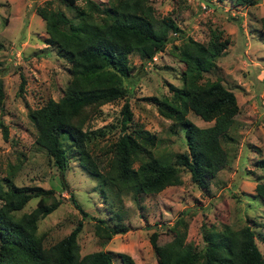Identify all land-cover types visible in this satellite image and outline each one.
Returning <instances> with one entry per match:
<instances>
[{
    "label": "rangeland",
    "instance_id": "1",
    "mask_svg": "<svg viewBox=\"0 0 264 264\" xmlns=\"http://www.w3.org/2000/svg\"><path fill=\"white\" fill-rule=\"evenodd\" d=\"M44 1L0 0V77L4 93L0 117L9 132L4 140L0 128V177L12 175L15 185L30 187L32 192L38 190L34 188H53L58 194L61 184L57 171L44 150L35 145L34 128L27 116V107L38 108L49 99L60 98L70 80L68 59L46 43L44 22L35 11ZM95 1L105 5L108 0ZM233 1L211 0L210 7H206L203 0H149L155 14L172 17L180 32H171L165 50L142 70H135L139 79L129 94L132 127L135 125L155 137L149 149L169 157L188 153L184 130L160 116L156 100L184 110V97L174 90L181 86L182 63L172 46L179 45L187 36L205 43L211 30L221 31L220 38L226 40L227 48L204 79H220L237 98L239 112L227 133L220 137L227 154L226 165L205 188L193 184L189 174L183 172L182 184L159 193L144 195L133 187L114 196L106 190L105 200L98 180L70 158L64 172L67 190L61 192L62 202L38 226L39 232H45L46 246L67 235L81 220L73 198L84 211L102 218L109 226L122 225L127 229L125 234L103 242L94 234L93 220L84 219L78 236L81 255L104 250L112 256L113 264H120L119 253L130 255L136 264H157L149 235L154 230L169 231L168 227L180 218L174 232L183 241L200 244L204 221L218 232L249 226L264 254V201L254 192L256 181L264 178V0L252 6L235 5ZM51 2L54 10L73 15V6L60 0ZM82 3L76 2L79 6ZM132 61L139 66L137 56ZM123 103L120 99L103 105L90 121L89 130L104 132V136L96 134L90 140L88 146L97 142L92 147L94 151L117 133ZM186 118L199 127L211 124L190 110L186 111ZM36 201L32 198L23 211H31ZM181 212H186L184 217ZM164 238L172 246L171 236Z\"/></svg>",
    "mask_w": 264,
    "mask_h": 264
},
{
    "label": "trees",
    "instance_id": "2",
    "mask_svg": "<svg viewBox=\"0 0 264 264\" xmlns=\"http://www.w3.org/2000/svg\"><path fill=\"white\" fill-rule=\"evenodd\" d=\"M73 6V15L52 8L51 0L36 6L35 11L44 22L46 43L55 46L69 63L70 80L57 100L49 99L38 108L27 107V116L34 128V143L42 148L57 171L61 188L58 194L53 188L15 185L12 175L0 177V264H113L112 256L104 250L80 254L78 236L86 218L93 220L94 234L109 240L125 234L126 227L109 226L102 218L84 211L73 198V204L82 214L73 229L58 241L46 246L45 232H39L41 220L57 209L62 202L61 192L67 190L64 172L70 158L81 169L99 182L105 191L118 196L128 188L136 187L144 195L159 193L163 189L182 184L181 174L187 172L193 184L200 188L226 165L227 154L220 137L227 133L239 112L236 95L220 79L205 80L217 58L227 48L221 40V31L211 30L207 42L202 43L187 36L179 45H173L174 53L182 63L179 71L180 88L174 90L184 97V110L164 101H157L160 116L184 130L188 153L173 157L162 152L153 153L155 137L133 125L129 94L136 84L138 73L147 63L163 52L171 41L170 33L180 32L175 20L158 16L149 0H108L101 5L95 0H60ZM210 7L211 0H203ZM218 2L223 0H216ZM235 5L252 6L258 0H234ZM213 5V4H212ZM264 32V22L262 27ZM140 59L135 66L132 58ZM3 84L0 77V115L3 112ZM23 84L20 85V92ZM123 99L120 109L119 129L106 145L97 151L88 146L95 133L88 129L90 121L103 105ZM206 122L199 127L186 118V111ZM4 140L8 129L0 117ZM137 164L136 166L134 164ZM255 195L264 201V178L256 181ZM36 206L23 211L32 198ZM186 212H181L184 217ZM178 219L168 227L169 231L154 230L149 243L157 257V264H264V254L259 248L254 231L245 226L215 231L204 221L200 228L201 243L183 241L174 232ZM171 236L170 240L163 236ZM174 240H178L174 244ZM104 242V241H103ZM120 264H136L130 255L119 253Z\"/></svg>",
    "mask_w": 264,
    "mask_h": 264
}]
</instances>
